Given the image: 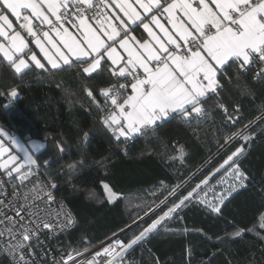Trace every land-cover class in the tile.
<instances>
[{"label":"snow or ice","instance_id":"1","mask_svg":"<svg viewBox=\"0 0 264 264\" xmlns=\"http://www.w3.org/2000/svg\"><path fill=\"white\" fill-rule=\"evenodd\" d=\"M9 16L15 19V25ZM140 27L147 39L133 34ZM22 32L31 39H26ZM0 38V59L18 76L33 67L48 72L79 66L85 79L105 71L116 78V83L99 91L103 105L91 89L85 88L92 103L103 113L102 124L116 140L154 130L173 114L186 120L204 117V104L213 97L228 120L236 123L239 106L229 114L219 100L223 90L221 78L232 66L238 74H247L253 65H258L254 75L257 82L264 79V0H0ZM8 96L9 104L5 107L18 96L17 90L13 88ZM257 119L264 120V116ZM250 127L251 122L238 133L225 137V144H229L239 135L244 144L231 152L212 174L223 170L224 177L217 183L226 187L219 192L215 186L209 188L211 199L208 192H203V199L200 196L202 186L207 187L211 179L206 177L127 243L115 239L83 260L77 257L84 256L88 248L73 250L66 258L54 259L52 264H125L129 250L143 243L192 200L207 204L213 213L220 214L225 201L247 186L249 177L240 161L246 155L245 145L254 138L247 133ZM5 137L9 147L5 146ZM84 139H88L87 133ZM10 147L17 154H12ZM58 147L61 153L65 151ZM178 151L179 157L172 159L182 161L183 146ZM34 155V150L30 151L0 127V174L5 176L0 180V190L8 182L27 186L39 171ZM69 168L74 173L77 165L71 164ZM101 183L108 202H116L120 194L108 183ZM55 187V183L46 184L37 177L29 191L14 190L7 203L0 200V252L10 257V264H35L29 261L34 253L28 250L33 241H39L41 228L52 232L74 225V218L63 212V205L55 213L63 219L55 223L45 218L52 215L50 211L40 215L36 202L54 203L51 190ZM178 188L179 185L169 195H175ZM7 208L14 215H8ZM260 227L264 228V221ZM243 232L239 229L230 238H238Z\"/></svg>","mask_w":264,"mask_h":264},{"label":"trees","instance_id":"2","mask_svg":"<svg viewBox=\"0 0 264 264\" xmlns=\"http://www.w3.org/2000/svg\"><path fill=\"white\" fill-rule=\"evenodd\" d=\"M259 67L253 65L247 74H238L232 66L221 78L219 100L229 114L239 106L236 123L228 120L213 97L204 104V117L186 120L173 114L154 130L116 140L101 122L103 113L85 92L86 87L91 89L103 105L100 89L116 83L109 72L85 79L79 66L48 72L33 67L18 76L0 60V127L26 140L43 139L44 148L37 153L38 174L47 183L56 184L57 196L75 217L73 228L57 238V248L63 252L84 250L118 232L127 243L171 207L175 201L169 193L177 185L185 195L206 177H211V185L224 177L223 170L212 174L244 144L239 135L229 144L225 137L251 122L247 133L254 138L245 145L246 155L240 161L249 177L247 186L225 201L220 214L207 204L188 202L134 246L127 261L264 264V228L260 227L264 221V120L257 119L264 116V79L257 82L254 75ZM13 88L18 96L5 107ZM58 145L65 149L63 153ZM180 146L183 160L172 159L179 157ZM71 164L77 165L74 173ZM102 181L120 194L116 202H108ZM165 198L170 205L161 203ZM239 229L243 234L230 238ZM0 264H10L2 252Z\"/></svg>","mask_w":264,"mask_h":264},{"label":"built area","instance_id":"3","mask_svg":"<svg viewBox=\"0 0 264 264\" xmlns=\"http://www.w3.org/2000/svg\"><path fill=\"white\" fill-rule=\"evenodd\" d=\"M37 177H39L40 180H42L44 183L47 184L45 180H43L38 172L36 173L35 176H33L32 180L27 182V186H21L18 184V182L13 185L12 182H8L6 185H4L3 189L0 190V200L5 201L7 203L9 200L12 199V192L14 190H18L21 192H26L31 189L32 184L36 181ZM5 179V176L0 174V180ZM52 195L55 198V202L51 204H45L42 203L41 201H37L36 203L39 205V208L41 209L40 215L44 216L45 212H51V216L45 217L46 219L51 220L53 223H55L57 220L63 219V217H56L55 213L58 211H61V205H63V212L71 213L72 217L75 220L74 214L72 211L69 209V207L66 205L64 200L57 196L55 188L51 190ZM29 203H31V200H29ZM5 212L8 215H14L13 211L11 208L5 209ZM75 224V223H74ZM74 225H72L69 228L64 229L61 231L59 228H57L55 231L49 232L46 229L41 228L40 230V238L38 242L33 241V247L29 249L28 251H31L34 253V255H31L28 257L29 261H34L35 264H52V261L59 260L61 256H64L65 258L67 257L68 252L73 251L69 250L67 252H63L57 248V238L61 236L62 234L70 231L73 228ZM3 227V226H0ZM115 239H120L122 240V232H118L116 234L111 235L110 237L104 239L103 241L97 243L96 245L89 247L88 252H85V255L82 257H77V260H83L86 258H91V255H94L96 251H102L103 247L107 246L109 243H111ZM123 241V240H122ZM79 251H84V250H79ZM130 250L125 256V264H133L127 261V255L129 254ZM5 254V253H4ZM9 259L10 257L5 254Z\"/></svg>","mask_w":264,"mask_h":264},{"label":"rangeland","instance_id":"4","mask_svg":"<svg viewBox=\"0 0 264 264\" xmlns=\"http://www.w3.org/2000/svg\"><path fill=\"white\" fill-rule=\"evenodd\" d=\"M129 94H130V92H129ZM5 131L8 132L7 130H5ZM8 133L11 134V135L16 136L21 141V143L25 145V147L29 148L30 151L34 150L35 151V155H34V158L35 159H37V153L44 148L45 143H44L43 139H41V138L35 137V138H31L29 140H26L24 137L20 136L19 134H12L10 132H8ZM4 140H5V146L6 147H9V145L7 143V137H5ZM34 146H35V149H34ZM10 151L14 155L17 154L16 151L14 150V147H10ZM20 155H22V154H20ZM6 158H7V154L5 155V159ZM220 180H218V181H220ZM216 184H217V186H215ZM216 184L215 185L214 184L211 185V183L209 182V185L207 187L202 186L203 191H201V193H200L201 199L204 198L203 197V192H208V198L211 199L212 193L209 192L208 189L209 188H212L213 186H215V190L217 192L221 191V189L223 187H226V185H221V184H218V183H216ZM192 189L190 191H192ZM179 191H181V190L177 189L175 195H172V197H170V200H174L175 201L174 203H178L180 199H182L184 196L187 195V194H185V195L184 194H181L182 192H179ZM170 200L167 201L166 204H169L170 205ZM173 204H171L170 206H172Z\"/></svg>","mask_w":264,"mask_h":264},{"label":"crops","instance_id":"5","mask_svg":"<svg viewBox=\"0 0 264 264\" xmlns=\"http://www.w3.org/2000/svg\"><path fill=\"white\" fill-rule=\"evenodd\" d=\"M138 10H139V9H138ZM9 18H11V19L13 20V23H14V25H15V24H16L15 19H14L13 17H11V16H9ZM14 21H15V22H14ZM162 22H164V21H162ZM165 26L168 27L169 30H171V26H170V25H167L166 22H165ZM154 31H156L158 35H162V34L159 32L158 29H154ZM133 34L136 35V37H137L138 39H147V38H148L147 33H145V32L143 31L142 27H140V28H136V29H135V32H134ZM22 35H25V38H26V39H29V40L31 39V38L27 37L26 34L23 33V32H22ZM0 39H2V38H0ZM31 47L33 48L34 51H36V52L39 54V50L36 49L34 45H31ZM122 54H123V55H126V53H122ZM40 55H42V54H40ZM0 60H2V59H0Z\"/></svg>","mask_w":264,"mask_h":264}]
</instances>
